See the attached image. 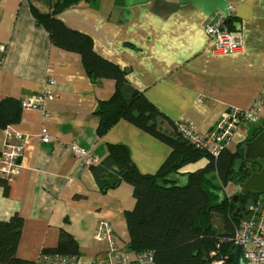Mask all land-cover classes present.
<instances>
[{"label": "crops", "instance_id": "1", "mask_svg": "<svg viewBox=\"0 0 264 264\" xmlns=\"http://www.w3.org/2000/svg\"><path fill=\"white\" fill-rule=\"evenodd\" d=\"M56 1L0 0V99L24 103L45 96L41 107L23 108L21 120L9 126L23 134L25 147L7 190L0 180V221L21 215V259L35 262L45 249L57 246L64 230L79 248L75 264H90L106 256L105 242L95 235L98 220L105 219L117 235V255L141 264L129 246L125 218L136 203L133 186L124 180L99 184V179L110 183L115 176H97L72 145L89 148L101 160L108 146L125 144L144 174L156 173L171 148L125 119L99 135L95 112L116 92V82L91 78L80 54L55 46L36 23L31 7L47 13ZM226 16L243 34L244 46L215 55L205 25ZM59 17L88 34L98 54L126 71L129 84L165 113L159 123L169 133L172 123L183 119L207 132L230 108H251L264 87V0H82L62 9ZM259 121L237 131L230 149L264 126V110ZM45 133L52 137L49 143L41 140ZM8 142L7 128L0 129V151ZM207 164L201 158L175 175L184 182ZM230 185L226 192L234 195L228 193Z\"/></svg>", "mask_w": 264, "mask_h": 264}, {"label": "trees", "instance_id": "2", "mask_svg": "<svg viewBox=\"0 0 264 264\" xmlns=\"http://www.w3.org/2000/svg\"><path fill=\"white\" fill-rule=\"evenodd\" d=\"M80 1L57 0L51 12L44 13L36 6H32L31 11L36 23L50 34L55 46L80 54L83 67L91 78L115 80L116 92L109 100L101 101L95 112L100 118L99 135L125 119L171 148L156 173L140 172L125 144L108 146V155L101 159L100 164L91 165L96 168L99 177L102 172L115 176L110 183L99 179V184L104 187L114 186L121 180L133 186L136 203L125 213L130 234L129 246L138 256H150L152 264H212L219 259L229 264L235 228L246 214L248 203L260 193H247L239 187L246 178L263 167L252 168L256 167L258 160L245 157V144L254 140L264 126L257 128L255 134L235 150L225 148L218 156L194 147L182 138L175 122L171 125V133L164 130L159 120L167 116L150 102L143 91L129 84L126 71L98 54L88 34L69 28L59 17L62 9ZM231 21H228L229 27L234 30ZM22 110L19 99H0V129L19 122ZM201 158L208 159V164L190 172L183 184H175L171 175ZM0 180L7 190L8 180ZM231 183L239 187L237 202L234 200L235 193L229 195L226 192ZM238 208L241 211H237ZM22 228L21 215L15 214L8 221H0V264H35L21 259L17 254ZM59 237L57 246L44 252H58L76 258L79 248L74 237L64 230Z\"/></svg>", "mask_w": 264, "mask_h": 264}, {"label": "built area", "instance_id": "3", "mask_svg": "<svg viewBox=\"0 0 264 264\" xmlns=\"http://www.w3.org/2000/svg\"><path fill=\"white\" fill-rule=\"evenodd\" d=\"M230 16L221 17L214 22L205 25L208 39L213 42V53L227 55L241 51L244 46L243 34L239 30H232L228 21ZM50 82L53 83L51 77ZM52 96V94H48ZM255 103L249 109L230 108L219 117L216 125L207 132L200 131L194 124L186 119L176 121L177 132L182 138L187 140L194 147L209 152L213 156H218L225 148H230V143L235 133L245 124H258L264 108V87L257 96ZM45 96L38 95L27 99L22 103L23 108H39L43 105ZM9 142L0 151V177L11 180L20 170V162L24 152V136L21 133H14L7 127ZM42 142L49 143L52 137L45 133L41 138ZM75 155L86 165L100 164V158L89 148L86 149L78 143L72 145ZM247 212L242 216L239 224L235 228L232 239L234 244L241 245V253L244 264H264V193H259L248 203ZM95 235L99 241L106 244L105 258L93 260L90 264H131L130 260L123 256H118L120 246L117 235L114 233L111 223L105 219L97 222ZM117 255V257H116ZM115 256V257H114ZM139 262L152 264L150 256L141 255ZM75 256L61 253L43 252L35 261V264H75ZM214 264H224L222 261Z\"/></svg>", "mask_w": 264, "mask_h": 264}, {"label": "water", "instance_id": "4", "mask_svg": "<svg viewBox=\"0 0 264 264\" xmlns=\"http://www.w3.org/2000/svg\"><path fill=\"white\" fill-rule=\"evenodd\" d=\"M245 145L244 155L247 159L252 161L264 160V127L254 140L247 142ZM239 187L242 191L247 193H264V166L260 171H256L246 178L245 182L241 183ZM234 200L236 202L239 200V194L234 195ZM237 211H241V208H238ZM241 249L240 244L236 243L232 246L231 252L228 256L229 264H244Z\"/></svg>", "mask_w": 264, "mask_h": 264}, {"label": "rangeland", "instance_id": "5", "mask_svg": "<svg viewBox=\"0 0 264 264\" xmlns=\"http://www.w3.org/2000/svg\"><path fill=\"white\" fill-rule=\"evenodd\" d=\"M256 164H257L256 167H253L251 164L249 166L250 167L252 166L253 169H256L258 167H262V166H264V160H258V162ZM175 174H176V172H174L171 175L172 179H175V184H178V185L183 184V182H181L180 179H178V176H176ZM231 189H233V191ZM238 189H239V187L237 185H235V183H231V185L228 187V193H232V194L235 193V194H237L236 192H237ZM220 260L221 259H219L217 261H220ZM217 261L215 260V261H213V263L214 262H217Z\"/></svg>", "mask_w": 264, "mask_h": 264}]
</instances>
